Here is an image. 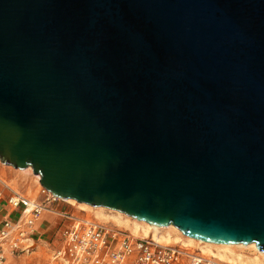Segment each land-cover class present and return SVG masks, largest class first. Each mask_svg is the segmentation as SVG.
I'll return each mask as SVG.
<instances>
[{
	"label": "water",
	"instance_id": "95a60500",
	"mask_svg": "<svg viewBox=\"0 0 264 264\" xmlns=\"http://www.w3.org/2000/svg\"><path fill=\"white\" fill-rule=\"evenodd\" d=\"M0 161L264 251V0H0Z\"/></svg>",
	"mask_w": 264,
	"mask_h": 264
},
{
	"label": "built area",
	"instance_id": "2783aa9c",
	"mask_svg": "<svg viewBox=\"0 0 264 264\" xmlns=\"http://www.w3.org/2000/svg\"><path fill=\"white\" fill-rule=\"evenodd\" d=\"M44 200L32 199L15 191L0 178V264L8 253L29 251L34 237L40 234L37 221L47 210L46 203L59 198L42 188ZM58 215L70 220L52 235V261L47 264H231L200 250L190 251L178 244H161L150 237H139L129 230L96 218L80 217L69 212Z\"/></svg>",
	"mask_w": 264,
	"mask_h": 264
},
{
	"label": "bare ground",
	"instance_id": "6f19581e",
	"mask_svg": "<svg viewBox=\"0 0 264 264\" xmlns=\"http://www.w3.org/2000/svg\"><path fill=\"white\" fill-rule=\"evenodd\" d=\"M27 170H31V168H28ZM34 175L37 182L42 185L40 182V175ZM27 193L32 198L37 197L34 190L30 189ZM63 200L75 203L82 211L88 212L87 216L89 218L94 217L101 222L112 223L118 227L129 230L131 233L139 237H150L165 245L181 244L186 246L187 243L197 242L200 244L201 252L206 256H212L231 264H264V251L258 250L255 243L227 244L203 241L185 235L174 225L152 226L147 221L136 219L116 209L105 206H92L88 203L78 202L75 199ZM40 219L37 221V225L39 226ZM24 264H29V262H25Z\"/></svg>",
	"mask_w": 264,
	"mask_h": 264
},
{
	"label": "rangeland",
	"instance_id": "374dc122",
	"mask_svg": "<svg viewBox=\"0 0 264 264\" xmlns=\"http://www.w3.org/2000/svg\"><path fill=\"white\" fill-rule=\"evenodd\" d=\"M31 168V167H29ZM18 169L11 165H6L0 161V178L5 180L9 186L23 193L30 198L28 195V190H34L36 193V198L44 200V192L42 191L43 186L40 185L35 177V173L33 169ZM47 210L41 216L40 219V234L34 237V241H27L25 244L33 243V248L29 249V251L24 252H16L15 254L8 253L6 256V260L1 264H24L25 262H29V264H47L52 261L53 255V244L52 239L61 229L67 226L70 222L64 216L58 215L59 212H69L71 214L78 215L80 217H88L86 211H82L79 206L75 203L66 202L62 199H57L51 203H46ZM4 205L0 206V220L3 218L4 211L1 210ZM94 218V217H93ZM112 224V223H111ZM125 229V228H124ZM181 247H184L190 251L201 250L200 244L197 242L187 243L186 246L178 244ZM61 264V263H59Z\"/></svg>",
	"mask_w": 264,
	"mask_h": 264
}]
</instances>
